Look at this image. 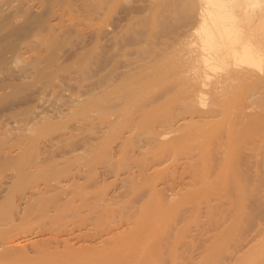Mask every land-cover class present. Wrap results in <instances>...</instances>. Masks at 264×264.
<instances>
[{
    "label": "rangeland",
    "instance_id": "rangeland-1",
    "mask_svg": "<svg viewBox=\"0 0 264 264\" xmlns=\"http://www.w3.org/2000/svg\"><path fill=\"white\" fill-rule=\"evenodd\" d=\"M173 2L182 3H177L172 12L169 10L173 7ZM191 2L194 3V0ZM171 3L172 6H169ZM236 3H243V0ZM185 5L182 0H0L1 264H112L109 260L119 256L117 254L115 257V249L121 250V256L125 258L117 257V261L118 258L122 259L118 264H129L133 260L135 264H264V92L252 96L253 92L264 90V73L256 72L257 68L254 67V73L239 74L237 66H245V61H229L226 66L227 80L233 81L227 82L224 94L219 92L214 96H217V100L222 95L223 98L225 96V101H222L223 98L219 99L220 102H225L222 103L224 107L228 100H232V103H227L230 105H226L227 112L224 109L221 116L210 121L211 119L200 116L197 108L193 111L188 107L187 110L183 100L185 97L177 94L175 85L178 84L177 88H180L183 76H174L169 79L170 82L168 79L167 82L160 80L159 83L160 78H155L146 84L144 81L148 75L142 76L141 81L138 75L140 71L135 67L141 63V56L143 59L145 55L149 56L145 58L149 60L150 67L158 70L176 63L183 56L195 55L190 52L199 42V34L195 32L197 7ZM258 5L261 9L264 8V0H251L248 7H253L256 12ZM162 10L164 13L169 11V14H162ZM247 33L253 42L264 43V17L251 22ZM223 72L226 73L225 70ZM136 78L137 81H134ZM215 79L209 75L204 81L213 82ZM124 81L127 83L124 84L125 87ZM129 81L133 83H128ZM140 83H145L144 87ZM115 92L118 93L117 96ZM207 93L203 109L209 108L213 100V94ZM181 116L186 117L190 123L185 122L181 126L182 130L179 127V131H173L175 134L171 132L170 137H161L158 142L154 133H162L164 128V131H170ZM110 121L116 122L111 128ZM200 129L204 131L202 133H207L205 137ZM225 129L227 132L229 129L232 131L229 130L228 138L233 134L230 139L225 137ZM180 132L181 136L184 133V138L179 137ZM148 133L154 134L153 139L156 141H148L151 137ZM203 137L204 142L201 140ZM167 138L172 140L168 141ZM179 139H183V142ZM140 140H143V144ZM156 142L159 144L156 145ZM226 145L230 147V151L228 149V154L223 159L225 154L222 151H227ZM227 164L229 165L226 166ZM199 176L207 178L209 182L204 179L206 183L201 182L202 185L199 183V180L202 181ZM199 184L206 186L202 189ZM151 187H160V190H151ZM168 192L175 193L171 196ZM167 196L171 198L166 199ZM163 209L166 213L169 212V216L165 214L162 217L158 214ZM151 214L156 217L158 214L156 222ZM163 218H167L165 223ZM161 224L162 232L158 228V233L157 227ZM148 225L152 229L156 226V230L152 232H157L155 236L149 234L151 231H146ZM116 231L120 232L118 236H111ZM145 236L149 241H144L145 245L142 246ZM148 236H152V240ZM20 238L34 239L30 240L34 243L20 246L21 248L15 247V250L14 247H3L7 242ZM104 238L107 240L99 241ZM258 239L260 240L257 242ZM130 240L136 246L138 242L143 247L142 253L139 251L142 257L135 255V259L132 254L128 256L127 251L136 249ZM252 243L254 247L248 252L245 250L246 254L243 255V249ZM138 249L137 246L132 253L138 252ZM110 250L114 251L112 257ZM142 254L148 258H144L145 255ZM107 255H110L109 258ZM238 255L243 256L238 259ZM125 260L127 263L122 262ZM114 262L113 264H117L116 260Z\"/></svg>",
    "mask_w": 264,
    "mask_h": 264
},
{
    "label": "bare ground",
    "instance_id": "bare-ground-1",
    "mask_svg": "<svg viewBox=\"0 0 264 264\" xmlns=\"http://www.w3.org/2000/svg\"><path fill=\"white\" fill-rule=\"evenodd\" d=\"M175 1V0H174ZM183 2L185 1V3H186V5L185 6H190V5H194L195 7H197V22H196V27H195V32H197L198 34H199V42L197 43V45L196 46H194V48H192V50L193 51H191L190 53H195V55H187V56H183L182 58H180L176 63H171V64H169V66H167V67H165L164 66V68H162V69H159L158 70V68L157 69H154V68H152V67H150V63L148 62L149 60H146V58H148L149 56H143L144 58L142 59V56H141V59H139V61H141V63L140 64H136L137 66H135L136 67V69H138L140 72L138 73V75H139V78L141 79V77L142 76H146V75H148V77L146 78L145 77V83L147 84V82L149 81V80H154L155 78H160L159 79V81H158V79H157V81H158V83L160 82V80L161 81H163V80H167L168 79V81H169V79L170 78H172V77H178V76H183V79H184V81L183 82H181L182 81V78H181V81L180 80H178L179 81V86H180V88H177L178 87V84L177 85H175L176 86V91H177V89H178V92H177V94L179 93L180 94V97L182 96L183 98V100L185 101V103H186V107H187V110H188V107L191 109L192 108V110L194 111V109L195 108H197L198 109V111H200V116H202V117H204V118H208L210 121H212V119L214 120V118H216V116H221L220 114H222V112L224 111V109L227 107V106H230L229 104H231L232 103V100H231V102L228 100V98H227V100L229 101H227V103H229L228 105H227V103H226V105H225V107L223 106V104L222 103H224L225 104V102H222V101H225L224 100V98H225V96H224V98H223V95L221 96L222 98H223V100H222V98H220L219 97V99H221L222 101L220 102L219 101V99L217 100L216 98H217V96L215 97L214 96V94L215 95H218L219 94V92H220V94L221 93H223L224 94V92H223V90L225 89V87H227V82L229 83V82H231V81H233V80H230V81H228L227 79H228V72H227V69H226V66H228V64H229V61H237V60H239V61H245V66H237V69H238V72H239V74H245V73H249V74H251V73H254V69L255 68H257V69H255V71L257 72H263L264 73V49H263V47H264V43H262V44H259V42H253L251 39L252 38H250V36H249V34L247 33V30H248V28H249V25H250V23L251 22H253V21H255V20H258V19H260V18H263L264 17V8H260V6L258 5L256 8H258V10L255 12L254 11V9H253V7H251V8H249L248 7V5L251 3V0H243V3H236L238 0H194V3H192L191 2V0H182ZM170 2H171V0H170ZM178 3V2H177ZM177 3H175V2H173V7H171V10H169V11H172L173 12V10H174V6H176L177 7V5H179V4H181L182 2H179L178 4ZM177 4V5H176ZM169 6H172V3L171 4H168ZM168 6V8H170ZM172 8H173V10H172ZM164 10H162V12H163ZM169 11L167 12V10H166V12L167 13H162V14H169ZM161 14V13H160ZM161 14V15H162ZM165 17H163V19H164ZM162 19V20H163ZM209 19V20H208ZM208 20V21H207ZM64 22V21H63ZM243 23V24H241L240 25V23ZM53 24H55V23H53ZM48 28V27H47ZM58 28V27H57ZM51 29V28H50ZM62 29V28H61ZM41 30V29H40ZM54 30V29H53ZM44 31V30H43ZM54 32V31H53ZM146 51V50H145ZM144 52V51H143ZM149 53V52H148ZM154 53V52H153ZM90 54V53H89ZM144 54V53H143ZM139 55H140V53H139ZM155 55V54H154ZM156 57H157V54L155 55ZM146 57V58H145ZM155 57V58H156ZM42 58V57H41ZM86 58V57H85ZM140 58V57H139ZM152 58V57H151ZM150 58V59H151ZM35 59V58H34ZM138 59V58H137ZM136 59V60H137ZM152 59H154V58H152ZM156 61V60H155ZM36 62V61H35ZM137 62V61H136ZM151 62H153V61H151ZM153 63H155V62H153ZM164 63V62H163ZM130 64V63H129ZM135 64V63H134ZM156 64H157V62H156ZM156 64H155V66H156ZM167 64V63H166ZM132 66H133V64H132ZM158 66H159V64H158ZM161 66V65H160ZM253 66V67H252ZM134 67V68H135ZM255 67V68H254ZM151 69H154L155 71H153V72H151ZM82 70V69H81ZM223 70H225V72L226 73H224L223 72ZM74 72V71H73ZM151 72V73H150ZM130 73V72H129ZM129 73H127V74H129ZM134 73V72H133ZM153 73V75H151ZM154 73H155V76H154ZM135 74V73H134ZM136 74H137V72H136ZM73 75V74H72ZM151 75V76H150ZM209 75L210 76H212V77H214V78H216L213 82H210V81H208L207 83L204 81V78H208L209 77ZM131 76V75H130ZM136 76V75H135ZM82 77V76H81ZM138 77V76H137ZM138 78V80L140 81V79ZM150 78V79H149ZM179 78V77H178ZM126 80H127V78H125ZM134 79H135V77H134ZM144 79V78H143ZM173 79V78H172ZM129 80V79H128ZM127 80V81H128ZM134 81H137V78H136V80H134ZM141 81H142V79H141ZM140 81V82H141ZM156 81V80H155ZM156 81V82H157ZM172 81V80H171ZM212 81V80H211ZM125 82V81H124ZM130 82H132V81H129L128 83H130ZM151 82V81H150ZM164 82V81H163ZM167 82V81H166ZM170 82V81H169ZM133 83V82H132ZM137 83V82H136ZM135 83V84H136ZM142 83V82H141ZM140 83V84H141ZM145 83H143L144 85H145ZM178 83V82H177ZM210 83V84H209ZM57 84V83H56ZM124 84H127L126 82L125 83H123V87H125L124 86ZM143 84H141L140 86H143ZM209 84V85H208ZM65 85V84H64ZM132 85V84H131ZM134 85V84H133ZM174 85V84H173ZM122 86V85H121ZM128 86H130V85H128ZM128 86H127V89H128ZM139 86V85H138ZM150 86V85H149ZM50 87V86H49ZM63 87V86H62ZM117 87V86H116ZM144 87V86H143ZM146 87H148V86H146ZM166 87V86H165ZM130 88V87H129ZM135 88V87H134ZM142 88V87H141ZM140 88V89H141ZM167 88V87H166ZM115 89V88H114ZM122 89V88H121ZM126 89V88H125ZM205 89H208V90H205ZM64 90V89H63ZM117 90H119V89H117ZM130 90L132 91L133 89H131L130 88ZM135 90V89H134ZM169 90V89H168ZM226 90V89H225ZM118 92V91H117ZM120 92H121V90H120ZM207 92H210L211 94H213V100L211 101V105H210V107L209 108H207L206 107V109H203V105L205 104L204 102H205V98H204V96L206 95V94H208ZM264 92V90H258L257 92H253L252 93V96H258L259 94H261V93H263ZM119 93V92H118ZM117 93V94H118ZM174 93V92H173ZM184 93V94H183ZM206 93V94H205ZM218 93V94H217ZM64 94V93H63ZM84 94V93H83ZM113 94V93H112ZM115 94H116V92H115ZM117 94H116V96H117ZM178 94V95H179ZM184 96H183V95ZM264 94V93H263ZM107 95H108V93H107ZM114 95V94H113ZM126 95V94H125ZM133 95H135V94H133ZM110 96V95H109ZM115 96V95H114ZM220 96V95H219ZM96 97V96H95ZM107 97V96H106ZM124 97V96H123ZM179 97V96H178ZM230 97V96H229ZM251 97V96H250ZM121 98V97H120ZM119 98V99H120ZM126 98H127V96H126ZM209 98V97H208ZM252 98V97H251ZM97 99H98V97H97ZM133 99V98H132ZM182 99H179L180 101H182ZM207 99V98H206ZM210 99H212V98H210ZM230 99V98H229ZM64 100V99H63ZM93 100H95V99H93ZM102 100V99H101ZM100 100V101H101ZM107 100V99H106ZM121 100H122V98H121ZM125 100V99H124ZM126 100H128V99H126ZM125 100V101H126ZM99 101V102H100ZM103 101V100H102ZM101 101V102H102ZM105 101V100H104ZM123 101V100H122ZM133 101V100H132ZM184 101H182V102H184ZM208 101H210V100H208ZM85 102H87L86 100H85ZM92 102V101H91ZM90 102V103H91ZM95 102V101H94ZM98 102V103H99ZM106 102V101H105ZM120 102V101H119ZM182 102H180V103H182ZM74 103V102H73ZM89 103V104H90ZM96 103V102H95ZM94 103V104H95ZM103 103V102H102ZM108 103V102H107ZM113 103V102H112ZM125 103V102H124ZM179 103V104H180ZM63 104V103H62ZM93 104V105H94ZM145 104V103H144ZM71 105H72V103H71ZM85 105H87V104H85ZM96 105V104H95ZM101 105V104H100ZM122 105H123V103H122ZM209 105V104H208ZM64 106V105H63ZM82 106V105H81ZM117 106H119V105H117ZM129 106H130V104H129ZM134 106V105H133ZM77 107V106H76ZM79 107V106H78ZM132 107V106H131ZM149 107V106H148ZM181 107V106H180ZM199 107H200V109H199ZM73 108V107H72ZM82 108V107H81ZM84 108V107H83ZM89 108V107H88ZM93 108V107H92ZM96 108V107H95ZM97 108H98V106H97ZM117 108V107H116ZM182 108H185V107H182ZM64 109V108H63ZM100 109H101V106H100ZM110 109V108H109ZM122 109V108H121ZM128 109V108H127ZM130 109V108H129ZM128 109V110H129ZM201 109H203V110H201ZM227 109H228V107H227ZM227 109H225V111L227 112ZM54 110V109H53ZM75 110V109H74ZM85 110V109H84ZM83 110V111H84ZM125 110V109H124ZM149 110V109H148ZM230 110V109H229ZM228 110V111H229ZM82 111V112H83ZM110 111V110H109ZM114 111V110H113ZM113 111L111 112V113H113ZM138 111H140L139 110V108H138ZM137 111V112H138ZM193 111H192V113H193ZM197 111V112H198ZM98 112V111H97ZM107 112V111H106ZM124 112V111H123ZM125 112H127V111H125ZM130 112H131V110H130ZM148 112V111H147ZM186 112V111H185ZM189 112H190V110H189ZM189 112H187V113H189ZM84 113H85V111H84ZM115 113V112H114ZM120 113V115H122V112L120 111L119 112ZM118 112L116 113V114H119ZM132 113V112H131ZM130 113V114H131ZM195 114H196V112H194ZM74 114V113H73ZM76 114H78V113H76ZM115 114V115H116ZM124 114V113H123ZM197 114H199V112L197 113ZM225 114V113H224ZM53 115V114H52ZM109 115V114H108ZM119 115V116H120ZM184 115V114H183ZM60 116V115H59ZM84 116V115H83ZM86 116V115H85ZM118 115H117V117H119ZM124 116H125V114H124ZM140 116V115H139ZM223 116V115H222ZM67 117V116H66ZM127 117V116H126ZM201 117V118H202ZM33 118V117H32ZM107 118V117H106ZM105 117H104V119H106ZM133 118V117H132ZM146 118V117H145ZM191 118H193V116L192 117H190L189 119H191ZM60 119V118H59ZM58 119V120H59ZM66 119V118H65ZM108 119V118H107ZM113 119V118H112ZM111 119V120H112ZM119 119V118H118ZM121 119V118H120ZM141 119V118H140ZM169 119H172V118H169ZM40 120V119H39ZM123 120V119H122ZM125 120V119H124ZM123 120V121H124ZM131 120V119H130ZM145 120V119H144ZM167 120V119H166ZM173 120V119H172ZM174 120H176V119H174ZM195 120V119H194ZM139 120H137V122H138ZM169 121V120H168ZM187 121L189 122V120L188 119H186V117H180L179 119H177V121H176V124H174V127H172L173 126V124H172V128H170V131H164V129H163V132L162 133H158L157 134V132H155L154 134H155V136H154V134L153 135H150L149 133H148V135L149 136H151V137H149L148 135H146V137L148 138L149 137V139H148V141L151 139V141H152V139H153V137H155V139L156 140H158V142L160 141V138L161 137H163V138H165L167 135L169 136V133L171 134V132H173L174 130L175 131H179V127H181V126H183V125H185L186 123H187ZM197 121V120H196ZM209 121V122H210ZM2 122V121H1ZM37 122V121H36ZM80 122V121H79ZM113 122V121H112ZM111 121H110V123L109 122H107L106 124H111L112 123ZM120 122V121H119ZM122 122V121H121ZM163 122L165 123L166 121H164L163 120ZM173 123L175 122V121H172ZM186 122V123H185ZM193 122V121H192ZM208 122V121H207ZM98 123V122H97ZM116 123V122H115ZM115 123H112L111 125H110V128H111V126L113 125V124H115ZM133 123V122H132ZM140 123V121L138 122V124ZM185 123V124H184ZM190 123V122H189ZM104 124V123H103ZM108 124V125H109ZM120 124V123H119ZM125 124V123H124ZM141 124V123H140ZM166 124V123H165ZM210 124V123H209ZM232 124V123H231ZM234 124V123H233ZM40 125V124H39ZM108 125H107V127H108ZM118 125V124H117ZM145 125V124H144ZM151 125V124H150ZM176 125V126H175ZM189 125V124H188ZM203 126H205V125H207V124H202ZM214 125V124H213ZM49 126V125H48ZM103 126H105V125H103ZM127 126V125H126ZM138 126V125H137ZM146 126V125H145ZM157 126V125H156ZM202 126V127H203ZM208 126V125H207ZM211 126V125H210ZM209 126V127H210ZM86 127V126H85ZM94 127V126H93ZM116 127H118V126H116ZM116 127H114V128H116ZM120 127V126H119ZM118 127V128H119ZM134 127H136V126H134ZM142 127H143V125H142ZM152 127V126H151ZM150 127V128H151ZM227 127V126H226ZM233 127V126H232ZM140 128V127H139ZM147 128V127H146ZM184 128V127H183ZM204 128V131L206 130L205 129V127H203ZM238 128V127H237ZM113 129V128H112ZM111 129V130H112ZM149 129V128H148ZM156 129V128H155ZM155 129H153V130H155ZM181 130H182V127L180 128ZM185 129H187V127H185ZM209 129V128H208ZM210 129H211V127H210ZM226 129H228V128H226ZM225 129V130H226ZM48 130V129H47ZM49 130H51V128L49 129ZM104 130V129H103ZM110 130V131H111ZM114 130H116V129H114ZM119 130V129H118ZM200 130H202V129H200ZM200 130H197V131H200ZM230 130V129H229ZM229 130H228V132H227V130H226V134L227 135H225V137H227L228 138V135H229ZM233 130H235V129H233ZM107 131H108V129H107ZM106 131V132H107ZM143 131H144V129H143ZM160 131V130H159ZM174 131V132H175ZM186 131H188V130H186ZM189 131H190V128H189ZM194 131V130H193ZM203 130L202 131H200V133H202V132H204ZM207 131V130H206ZM224 131V130H223ZM231 131V130H230ZM46 132V131H45ZM105 132V133H106ZM116 132V131H115ZM137 132V131H136ZM149 132V131H148ZM173 132V133H174ZM183 132V131H182ZM209 132V131H208ZM212 132H213V130H212ZM232 132V131H231ZM107 133H109V132H107ZM111 133V132H110ZM114 133V132H113ZM144 133V132H143ZM142 133V134H143ZM176 133V132H175ZM174 133V134H175ZM187 133V132H186ZM185 133V134H186ZM193 133V132H192ZM191 133V134H192ZM237 133V132H236ZM38 134V133H37ZM69 134H70V132H69ZM103 134H104V132H103ZM141 134V133H140ZM141 134V135H142ZM152 134V133H151ZM181 134V132L179 133V137L181 136L180 135ZM184 134V133H183ZM183 134H182V136H183ZM188 134V133H187ZM190 134V133H189ZM202 134H204V133H202ZM202 134H200L201 136H202ZM205 134H207V133H205ZM205 134H204V137H205ZM209 134V133H208ZM36 135V134H35ZM73 135V134H72ZM106 135H108V134H106ZM132 135V134H131ZM130 135V136H131ZM200 135H199V137H200ZM231 135V134H230ZM233 135V134H232ZM231 135V136H232ZM235 135V134H234ZM52 136V135H51ZM97 136V135H96ZM104 136V135H103ZM144 136V135H143ZM167 136V137H168ZM172 136V135H171ZM176 136V135H175ZM174 136V137H175ZM178 136V135H177ZM181 136V138H184V137H182ZM188 136V135H187ZM191 136V135H190ZM193 136V135H192ZM196 136V135H195ZM198 136V135H197ZM207 136V135H206ZM217 136V135H216ZM231 136H230V138H231ZM27 137V136H26ZM63 137V136H62ZM65 137V136H64ZM109 137V136H108ZM111 137V136H110ZM129 137V136H128ZM170 137V136H169ZM186 137V136H185ZM199 137H197V138H199ZM204 137L203 138H201V140L202 139H204ZM211 137H214V136H211ZM211 137H210V139H211ZM35 138V137H34ZM140 138V137H139ZM177 138V137H176ZM189 138V137H188ZM207 138V137H206ZM206 138H205V141H206ZM230 138H228V139H230ZM126 139V138H125ZM146 139V138H145ZM155 139H153V140H155ZM173 139H175V138H173ZM178 139V138H177ZM177 139H175V140H177ZM187 139V138H186ZM185 139V140H186ZM235 139V138H234ZM96 140H98V139H96ZM121 140V139H120ZM155 140V141H156ZM166 140H168V138L166 139ZM165 140V141H166ZM169 140H172V139H169ZM168 140V141H169ZM174 140V141H175ZM179 140H181V139H179ZM192 140V139H191ZM212 140V139H211ZM211 140H210V143H211ZM232 140V139H231ZM69 141V140H68ZM107 141V140H106ZM141 141V140H140ZM143 141V140H142ZM142 141H141V143H142ZM164 141V140H163ZM162 141V142H163ZM164 141V142H165ZM168 141H166V142H168ZM174 141H172V142H174ZM182 142H183V139L181 140ZM180 141V142H181ZM194 141V140H193ZM224 141V140H223ZM222 141V142H223ZM227 141H229V140H227ZM96 142V141H95ZM171 142V143H172ZM202 142H204L203 140H202ZM125 143V142H124ZM140 143V142H139ZM140 143V144H141ZM186 143V142H185ZM184 143V144H185ZM223 143H225V142H223ZM229 143V142H228ZM7 144H8V142H7ZM134 144H136V143H134ZM143 144V143H142ZM149 144H151V142L149 143ZM153 144V143H152ZM157 144H159V143H157L156 142V145ZM161 144V143H160ZM165 144V143H164ZM167 144V143H166ZM165 144V145H166ZM169 144V143H168ZM181 144H183V143H181ZM202 144H205V143H202ZM212 144V143H211ZM220 144V143H219ZM19 145V144H18ZM50 145V144H49ZM128 145V144H127ZM146 145V144H145ZM154 145V144H153ZM164 145V146H165ZM171 145V144H170ZM172 145H174V143H172ZM177 145H178V143H177ZM189 145V144H188ZM191 145V144H190ZM201 145V144H200ZM212 145H214V144H212ZM211 145V146H212ZM229 145H230V143H229ZM139 146V145H138ZM148 146V145H147ZM159 147H160V145H158ZM169 146V145H168ZM181 146V145H180ZM198 146H199V144H198ZM197 146V147H198ZM202 146H204V145H202ZM208 146V145H207ZM219 146H221V145H219ZM227 146V145H226ZM232 146V145H231ZM234 146V145H233ZM20 147V146H19ZM59 147V146H58ZM71 147V146H70ZM107 147V146H106ZM140 147V146H139ZM145 147V146H144ZM154 147H155V145H154ZM157 147V146H156ZM162 147V146H161ZM172 147H174V146H172ZM179 147V146H178ZM184 147V146H183ZM200 147V146H199ZM35 148V147H34ZM103 148V147H102ZM112 148V147H111ZM150 148H153V147H150ZM163 148V147H162ZM169 148V147H168ZM170 148H171V146H170ZM176 148V147H175ZM175 148H173V149H175ZM181 148V147H180ZM202 148V147H201ZM213 148V147H212ZM224 148H226V147H224ZM142 149V148H141ZM154 149V148H153ZM178 148H176V150H177ZM187 149V148H186ZM189 149V148H188ZM187 149V150H188ZM190 149H191V147H190ZM193 149V148H192ZM197 149H199V148H197ZM207 149V148H206ZM217 149V148H216ZM221 149H222V147H221ZM220 149V150H221ZM228 149H229V151H230V147H228L227 146V151H222L225 155H224V158L223 159H225V157H226V155L228 154L227 152H228ZM18 150H20L19 148H18ZM118 150V149H117ZM128 150V149H127ZM155 150V149H154ZM162 150V149H161ZM160 150V151H161ZM175 150V151H176ZM183 151H184V148L182 149ZM201 150V149H200ZM202 150H204V148H202ZM209 150V149H208ZM219 150V149H218ZM219 150V151H220ZM223 150V149H222ZM232 150V149H231ZM36 151V150H35ZM151 151V150H150ZM164 151V150H163ZM173 151V150H172ZM191 151V150H190ZM194 151H196V150H194ZM193 151V152H194ZM198 151V150H197ZM214 151V150H213ZM15 152V151H14ZM17 152V151H16ZM58 152H60V151H58ZM108 152V151H107ZM110 152V151H109ZM140 152V151H139ZM152 152V151H151ZM165 152H166V150H165ZM165 152H163V155H164V153ZM186 152V151H185ZM192 152V151H191ZM202 152H204V151H202ZM208 153H209V151H207ZM9 153H10V151H9ZM158 153H159V151H158ZM174 153V152H173ZM177 153H179V152H177ZM187 153V152H186ZM189 153V152H188ZM208 153H207V155H208ZM222 153V154H223ZM227 153V154H226ZM5 154H6V152H5ZM92 154V153H91ZM144 154V153H143ZM154 154V153H153ZM168 154H170V153H168ZM190 154H192V153H190ZM197 154V153H196ZM221 154V153H220ZM30 155V154H29ZM33 155V154H32ZM36 155V154H35ZM93 155V154H92ZM155 155V154H154ZM158 155V154H157ZM166 156H167V153L165 154ZM177 155V154H176ZM183 155V154H182ZM203 155V154H202ZM210 155V154H209ZM217 155V154H216ZM12 156V155H11ZM107 156V155H106ZM143 156V155H142ZM181 156V155H180ZM186 156H188V154L186 155ZM192 156V155H191ZM198 156V155H197ZM220 156V155H219ZM230 156V155H229ZM36 157V156H35ZM38 157V156H37ZM62 157H64V156H62ZM72 157V156H71ZM168 157V156H167ZM184 157V156H183ZM203 157H205V155L203 156ZM202 157V158H203ZM73 158V157H72ZM81 158V157H80ZM190 158H192V157H190ZM9 159V158H8ZM21 159V158H20ZM195 159V158H194ZM193 159V160H194ZM229 159H231V158H229ZM83 160V159H82ZM126 160V159H125ZM152 160V159H151ZM153 160H157V159H153ZM177 160H178V158H177ZM187 160V159H186ZM186 160H184V161H186ZM190 160V159H189ZM219 160V159H218ZM7 161H9V160H7ZM163 161V160H162ZM205 161V160H204ZM224 161V160H223ZM230 161V160H229ZM18 162V161H17ZM20 162V161H19ZM54 162V161H53ZM151 162V161H150ZM159 162V161H158ZM188 162V161H187ZM191 162V161H190ZM228 162V161H227ZM226 162V163H227ZM234 162V161H233ZM55 163V162H54ZM146 163V162H145ZM162 163V165H163V162H161ZM178 163V162H177ZM183 163V162H182ZM189 163V162H188ZM218 163V162H217ZM223 163V162H222ZM225 163V162H224ZM40 164V163H39ZM47 164V163H46ZM102 164V163H101ZM164 164H166V163H164ZM191 164H192V162H191ZM220 164V166H221V163H219ZM218 164V165H219ZM232 164V163H231ZM42 165V164H41ZM149 165V164H148ZM156 165V164H155ZM155 165H154V167H155ZM161 165V166H162ZM185 165V164H184ZM229 164H227L226 166H228ZM47 166V165H46ZM109 166V165H108ZM16 167V166H15ZM21 167V166H20ZM43 167V166H42ZM199 167H200V165H199ZM202 167V166H201ZM204 167V166H203ZM212 167H214V166H212ZM216 167V166H215ZM218 167V166H217ZM152 168V167H151ZM174 168V167H173ZM219 168V167H218ZM228 168V167H227ZM233 168V167H232ZM15 169V168H14ZM29 169V168H28ZM76 169V168H75ZM112 169V168H111ZM176 169V168H175ZM230 169V168H229ZM235 169V168H234ZM39 170V169H38ZM86 170V169H85ZM102 170V169H101ZM187 170V169H186ZM195 170H197V169H195ZM218 170V169H217ZM224 170V169H223ZM13 171V170H12ZM16 171V170H15ZM34 171V170H33ZM50 171V170H49ZM54 171V170H53ZM64 171V170H63ZM94 171V170H93ZM106 171V170H105ZM121 171V170H120ZM119 171V172H120ZM125 171V170H124ZM222 171V170H221ZM230 171V170H229ZM78 172V171H77ZM96 172V171H95ZM139 172V171H138ZM165 172V171H164ZM204 172V171H203ZM206 172V171H205ZM215 172V171H214ZM220 172V171H219ZM225 172V171H224ZM230 172H232V171H230ZM121 173V172H120ZM147 173V172H146ZM155 173V172H154ZM163 173V172H162ZM192 173V172H191ZM195 173H197V172H195ZM200 173H202V172H200ZM217 173H218V171H217ZM234 173V172H233ZM16 174V173H15ZM20 174V173H19ZM29 174V173H28ZM39 174V173H38ZM73 174V173H72ZM83 174V173H82ZM142 174V173H141ZM177 174V173H176ZM203 174V173H202ZM201 174V175H202ZM206 174H207V172H206ZM226 174H227V172H226ZM225 174V175H226ZM235 174V173H234ZM69 175V174H68ZM113 175V174H112ZM144 175V174H143ZM142 175V176H143ZM200 175V174H199ZM225 175H223V176H225ZM230 175V174H229ZM232 175V174H231ZM2 176V175H1ZM19 176V175H18ZM31 176V175H30ZM70 176V175H69ZM81 176V175H80ZM118 176V175H117ZM127 176V175H126ZM164 176V175H163ZM176 176V175H175ZM205 177H206V175H204ZM211 176V175H210ZM212 176H215V175H213L212 174ZM222 176V175H221ZM7 177V176H6ZM104 177V176H103ZM128 177V176H127ZM135 177V176H134ZM161 177V176H160ZM169 177V176H168ZM200 177V176H199ZM203 177V176H202ZM11 178V177H10ZM36 178V177H35ZM122 177H120V179H121ZM130 178V177H129ZM201 178V177H200ZM213 178V177H212ZM223 178L224 177H222V181H224L223 180ZM20 179V178H19ZM124 179V178H123ZM126 179V178H125ZM131 179V178H130ZM146 179V178H145ZM151 179H154V178H151ZM188 179V178H187ZM202 179V181L201 180H199V181H197V182H199V183H206V182H209V181H207L206 179L207 178H201ZM206 180V182L205 181H203V180ZM15 180H17V179H15ZM25 180V179H24ZM23 180V181H24ZM163 180V179H162ZM190 180V179H189ZM198 180V179H197ZM218 180H220V179H218ZM232 180H234V179H232ZM1 181V180H0ZM115 181V180H114ZM121 181H123V180H121ZM127 181H129V180H127ZM140 181V180H139ZM183 181V180H182ZM191 181V183H194V182H192V180H190ZM194 181H195V179H194ZM212 181V180H211ZM211 181H210V183H211ZM14 182V181H13ZM196 182V183H197ZM219 182H221V181H219ZM225 182V181H224ZM224 182H223V185H224ZM69 183V182H68ZM133 183V182H132ZM142 183V182H141ZM154 183V182H153ZM201 183V184H202ZM217 183V182H216ZM236 183V182H235ZM71 184V183H70ZM86 184V183H85ZM137 184V183H136ZM157 184V183H156ZM163 184V183H162ZM165 184V183H164ZM187 184V183H186ZM198 184V183H197ZM209 184V183H208ZM207 184V185H208ZM238 184H240V183H238ZM6 185V184H5ZM12 185V184H11ZM38 185V184H37ZM36 185V186H37ZM115 185V184H114ZM127 185V184H126ZM129 185V184H128ZM148 185V184H147ZM178 185V184H177ZM200 185V184H199ZM203 185V184H202ZM235 185V184H234ZM43 186V185H42ZM81 186V185H80ZM125 186V185H124ZM141 186V185H140ZM206 186V185H205ZM205 186H203V187H205ZM209 186H210V184H209ZM208 186V187H209ZM13 187V186H12ZM63 187V186H62ZM68 187V186H67ZM126 187V186H125ZM129 187V186H128ZM150 187V186H149ZM154 187H155V185H154ZM174 187V186H173ZM200 187H202L201 185H200ZM203 187H202V189H203ZM227 187V186H226ZM37 188V187H36ZM152 188L153 187H151V190H152ZM160 187H158V189H159ZM189 188V187H188ZM212 188V187H211ZM221 188V187H220ZM219 188V189H220ZM231 188V187H230ZM237 188V187H236ZM6 189V188H5ZM123 189V188H122ZM126 189H128V188H126ZM134 189H136V188H134ZM155 191L156 190H158L157 188L155 189V188H153ZM162 189V188H161ZM165 189V188H164ZM204 189H206V188H204ZM208 189V188H207ZM214 189V188H213ZM227 189V188H226ZM239 189V188H238ZM30 190V189H29ZM64 190V189H63ZM84 190V189H83ZM87 190V189H86ZM91 190V189H90ZM160 190V189H159ZM179 190V189H178ZM196 190V189H195ZM237 190V189H236ZM39 191V190H38ZM119 191V190H118ZM129 191V190H128ZM184 191V190H183ZM232 191V190H231ZM238 191V190H237ZM101 192V191H100ZM152 192V191H151ZM154 192V191H153ZM180 192V191H179ZM197 192V191H196ZM205 192V191H204ZM203 192V193H204ZM206 192H207V190H206ZM212 192V191H211ZM219 192V191H218ZM225 192V191H224ZM228 192V191H227ZM91 193V192H90ZM145 193V192H144ZM150 193V192H149ZM155 193V192H154ZM161 193V192H160ZM169 194H171V196H173L174 195V193L172 194V192L170 193V192H168ZM191 193V192H190ZM208 193V192H207ZM240 193V192H239ZM238 193V194H239ZM79 194V193H78ZM104 194V193H103ZM123 194V193H122ZM156 194V193H155ZM177 194V193H176ZM192 194V193H191ZM219 194V193H218ZM126 195V194H125ZM147 195V194H146ZM167 195V194H166ZM204 195V194H203ZM214 195V194H213ZM70 196V195H69ZM105 196V195H104ZM187 196V195H186ZM233 196V195H232ZM102 197V196H101ZM134 197V196H133ZM168 197V196H167ZM166 197V199H170L169 197L167 198ZM176 196H174V198H175ZM182 197V196H181ZM188 197V196H187ZM212 197V196H211ZM230 197V196H229ZM235 197V196H234ZM237 197V196H236ZM131 198V197H130ZM158 198V197H157ZM162 198H163V196H162ZM165 198V197H164ZM194 198V197H193ZM210 198V197H209ZM208 198V199H209ZM160 199H161V197H160ZM211 199V198H210ZM233 199V198H232ZM231 199V200H232ZM35 200V199H34ZM150 200V199H149ZM173 200V199H172ZM177 200H179V199H177ZM197 200V199H196ZM95 201V200H94ZM163 201H164V199H163ZM163 201H162V203H163ZM166 201V200H165ZM164 201V202H165ZM168 201V200H167ZM174 201V200H173ZM172 201V202H173ZM182 201V200H181ZM180 201V202H181ZM185 201V200H184ZM198 201V200H197ZM203 201V200H202ZM209 201V200H208ZM215 201H217V200H215ZM171 202V203H172ZM187 202V201H186ZM192 202V201H191ZM196 202V201H195ZM124 203V202H123ZM129 203V202H128ZM175 203V202H174ZM179 203V202H178ZM207 203V202H206ZM210 203V202H209ZM94 204V203H93ZM147 204V203H146ZM153 204V203H152ZM173 204V203H172ZM196 204V203H195ZM200 204V203H199ZM205 204V203H204ZM208 204V203H207ZM65 205V204H64ZM157 205H159V202H158V204ZM161 205V204H160ZM176 206H177V204H175ZM197 205V204H196ZM209 205V204H208ZM207 205V206H208ZM44 206V205H43ZM162 206V205H161ZM164 206H166V204L164 205ZM169 205H167V207H168ZM173 206V205H172ZM179 206H180V203H179ZM206 206V207H207ZM210 206V205H209ZM208 206V207H209ZM118 207V206H117ZM145 207V206H144ZM149 207H152V206H149ZM154 207V206H153ZM156 207V206H155ZM154 207V208H155ZM163 207V206H162ZM196 207V206H195ZM197 207H200V205L199 206H197ZM211 207V206H210ZM86 208V207H85ZM107 208V207H106ZM143 208V207H142ZM146 208V207H145ZM153 208V210L155 211V209ZM164 209H165V207H163ZM241 208V207H240ZM239 208V210L241 211V209ZM105 209V208H104ZM122 209V208H121ZM127 209V208H126ZM150 209V208H149ZM157 209H159V208H157ZM164 209L162 210V211H164ZM170 209V208H169ZM196 209H198V208H196ZM195 209V210H196ZM208 209V208H207ZM237 209V208H236ZM235 209V210H236ZM68 210V209H67ZM141 210V209H140ZM171 210V209H170ZM202 210V209H201ZM60 211V210H59ZM65 211H66V209H65ZM149 211V210H148ZM153 211V212H154ZM157 211H160V210H157ZM157 211H156V213H157ZM162 211H161V213H158V214H160V216H165V214H169V212H167L166 213V211H164L163 213H162ZM168 211V210H167ZM181 211V210H180ZM240 211H239V214H240ZM34 212V211H33ZM86 212V211H85ZM173 212V211H172ZM176 212V211H175ZM26 213V212H25ZM69 213V212H68ZM140 213V212H139ZM146 213V212H145ZM149 213V212H148ZM150 213H152V212H150ZM155 213V212H154ZM155 213V214H156ZM171 213V212H170ZM178 213V212H177ZM238 212H236L235 214H237ZM65 214V213H64ZM141 214V213H140ZM143 214V213H142ZM155 214H151V216L153 215V217L154 218H156V219H154V222H156V220H158V214H157V217L155 216ZM179 214V213H178ZM102 215V214H101ZM107 215V214H106ZM144 215V214H143ZM146 215V214H145ZM166 215V217H168ZM171 215V214H170ZM195 215V214H194ZM198 215V214H197ZM238 215V214H237ZM147 216H148V214H147ZM183 216V215H182ZM224 216V215H223ZM141 217V216H140ZM144 217V216H143ZM146 217V216H145ZM150 217V216H149ZM201 217V216H200ZM74 218V217H73ZM142 218V217H141ZM152 218V217H151ZM159 218H161V217H159ZM178 218V217H177ZM212 218V217H211ZM45 219V218H44ZM79 219V218H78ZM101 219H102V217H101ZM121 219V218H120ZM120 219H119V221H120ZM148 219V218H147ZM146 219V220H147ZM162 219V218H161ZM164 220H163V222L167 219V218H163ZM168 219H170V217H168ZM47 220V219H46ZM144 220V219H143ZM10 221V220H9ZM82 221V220H81ZM80 221V222H81ZM136 221V220H135ZM145 221V220H144ZM144 221H142V222H144ZM148 221V220H147ZM181 221V220H180ZM22 222V221H21ZM26 222V221H25ZM38 222H40V221H38ZM46 222V221H45ZM61 222V221H60ZM137 222V221H136ZM149 222V221H148ZM187 222V221H186ZM185 222V223H186ZM190 222V221H189ZM198 222V221H197ZM222 222V221H221ZM9 223V222H8ZM27 223H29L28 221H27ZM76 223V222H75ZM100 223V222H99ZM132 223H133V221H132ZM131 223V224H132ZM138 223V222H137ZM158 223H160V222H158ZM165 223V222H164ZM163 223V224H164ZM177 223V222H176ZM202 223V222H201ZM39 224V223H38ZM59 224V223H58ZM73 224V223H72ZM77 224V223H76ZM142 224V223H141ZM149 224V223H148ZM152 224V223H151ZM212 224V223H211ZM129 225V224H128ZM157 226H159V224H156ZM218 225V224H217ZM225 225V224H224ZM230 225V224H229ZM228 225V226H229ZM4 226V225H3ZM25 226V225H24ZM76 226V225H75ZM92 226V225H91ZM150 225H148V227H149ZM165 226V225H164ZM186 226V225H185ZM189 226V225H188ZM220 226V225H219ZM226 226V225H225ZM238 226H239V224H238ZM264 226V225H263ZM17 227V226H16ZM54 227V226H53ZM126 227V226H125ZM131 227V226H130ZM140 227V226H139ZM147 227V228H148ZM151 227H152V225H151ZM156 226H154V228L152 229V228H146L147 230V232L149 231H151L149 234L150 235H152L153 233V230L155 229L156 230V228H155ZM161 227H162V224H161V226L160 227H157V231H158V228H160V231L162 232V230H161ZM187 227V226H186ZM27 228V227H26ZM33 228V227H32ZM102 228V227H101ZM135 228V227H134ZM163 228V227H162ZM202 228V227H201ZM39 229V228H38ZM59 229V228H58ZM120 229H121V227H120ZM125 230H126V228H124ZM151 229V230H150ZM176 229V228H175ZM178 229H180V228H178ZM11 230V229H10ZM80 230V229H79ZM118 230V229H117ZM138 230V229H137ZM140 230V229H139ZM142 230V229H141ZM66 231V230H65ZM113 231V230H112ZM122 231H123V228H122V230H121V233H122ZM134 231V230H133ZM183 231V230H182ZM6 232V231H5ZM4 232V233H5ZM91 232V231H90ZM110 233H111V231H109ZM165 232V231H164ZM202 232V231H201ZM3 233V234H4ZM15 233V232H14ZM31 233V232H30ZM113 233V232H112ZM118 233H120L119 231L117 232L116 231V233H113V235L111 234V236H118ZM124 233V232H123ZM134 233V232H133ZM157 232L155 231V234H156ZM158 233H159V231H158ZM229 233V232H228ZM29 234V233H28ZM146 234V233H145ZM155 234H153V236H155ZM180 234V233H179ZM11 235V234H10ZM132 235V234H131ZM136 235V234H135ZM225 235V234H224ZM260 235V234H259ZM18 236V235H17ZM74 236H77V235H74ZM80 236V235H79ZM140 236H142V235H140ZM143 236H144V234H143ZM231 236H233V235H231ZM262 236V235H261ZM48 237H50V236H48ZM63 237V236H62ZM134 237H136V236H134ZM138 237V236H137ZM150 236H148V238H149ZM152 237V236H151ZM151 237H150V240H152L151 239ZM236 237V236H235ZM12 238V237H11ZM15 238V237H14ZM101 238H103V237H101ZM107 238L109 239V237L107 236ZM132 238V237H131ZM145 239L147 238L146 236L144 237ZM156 238V237H155ZM259 238V237H258ZM65 239H66V237H65ZM69 239V238H68ZM106 238H104V239H101V240H99L100 242L102 241H106L105 240ZM112 239V238H111ZM110 239V240H111ZM114 239V238H113ZM121 239V238H120ZM133 239V238H132ZM220 239V238H219ZM31 238H24V239H22L21 240V238H20V240H12V241H10V242H7L5 245H3V247H5V248H13L14 247V250H15V247H17V248H19L20 246L22 247V246H27V244H30L31 243V241L32 240H34V239H32L31 241ZM64 240V239H63ZM148 239H146V240H140L142 243H141V245L143 246V245H145L144 244V241H147ZM158 240V239H157ZM175 240V239H174ZM178 240H179V238H178ZM216 240V239H215ZM260 239H258V240H256L257 242L259 241ZM9 241V240H8ZM149 241V240H148ZM47 242V241H46ZM64 243L66 242V241H63ZM115 242V241H114ZM129 242H132V244H133V247H134V241H129ZM208 242V241H207ZM221 241H219V243H220ZM254 242H255V240H254ZM33 243L34 242H32L31 243V245H33ZM135 243H136V241H135ZM146 243V242H145ZM155 243V242H154ZM179 243V242H178ZM187 243H188V241H187ZM224 243H225V241H224ZM4 244V243H3ZM38 244V243H37ZM79 244V243H78ZM107 244H109V243H107ZM124 244V243H123ZM128 244H130V243H128ZM149 244V243H148ZM158 244V243H157ZM222 244V243H221ZM253 244L254 243H252L250 246H248L247 248H245V249H243L244 250V252H242V254L244 255V254H246V251L248 252V250L250 249V248H252V247H254L253 246ZM30 245V246H31ZM46 245V244H45ZM65 245V244H64ZM67 245V244H66ZM97 245V244H96ZM102 245V244H101ZM171 245V244H170ZM195 245V244H194ZM193 245V246H194ZM19 246V247H18ZM69 246V245H68ZM79 246H81V245H79ZM83 246V245H82ZM116 246H117V244H116ZM137 246L139 247V249H138V252L139 251H141V253H142V246H140L139 244H138V242H137ZM137 246L135 245V247H136V249H137ZM173 246V245H172ZM175 246V245H174ZM179 246V245H178ZM201 246V245H200ZM217 246V245H216ZM220 246H222V245H220ZM243 246V245H242ZM20 247V248H21ZM73 247V246H72ZM85 247V246H84ZM118 247V246H117ZM148 247V246H147ZM153 247V246H152ZM166 247V246H165ZM168 247V246H167ZM203 247V246H202ZM2 248V247H1ZM24 248V247H23ZM38 248V247H37ZM44 248H46L47 249V247H44ZM105 248V247H104ZM109 248V247H108ZM114 248V247H113ZM119 248V247H118ZM121 248V247H120ZM123 248V247H122ZM156 248V247H155ZM170 248V247H169ZM177 248V247H176ZM184 248V247H183ZM215 248V247H214ZM3 249V248H2ZM74 249V248H73ZM76 249V248H75ZM85 249V248H84ZM99 249H101V248H99ZM98 249V250H99ZM133 249V248H132ZM131 248H130V250H132ZM136 249H133L132 251H134V250H136ZM141 249V250H140ZM209 249V248H208ZM217 249V248H216ZM223 249V248H222ZM4 250H6V249H4ZM20 250V249H19ZM103 250V249H102ZM179 250V249H178ZM211 250V249H210ZM219 250V249H218ZM233 250V249H232ZM246 250V251H245ZM49 251V250H48ZM54 251H55V249H54ZM80 251V250H79ZM82 251V250H81ZM121 250H117V249H115V257L117 256V254H119V256H121V252H120ZM132 251H127V253H128V256H130L131 254H132V256H134L135 257V255H139L140 256V252L138 253V252H133L132 253ZM151 251V250H150ZM184 251V250H183ZM47 252V251H46ZM109 252V251H108ZM110 254H111V256L110 255H107L108 256V258H109V256L110 257H112V256H114L112 253H114V251H111L110 250ZM117 252V253H116ZM119 252V253H118ZM145 253H146V250L144 251ZM174 252H175V250H174ZM204 252V251H203ZM10 253V252H9ZM136 253V254H135ZM138 253V254H137ZM155 253V252H154ZM219 253V252H218ZM263 253V252H262ZM38 254H40V253H38ZM58 254V253H57ZM96 254V253H95ZM102 254V253H101ZM130 254V255H129ZM146 254H148V253H146ZM160 254V253H159ZM173 254V253H172ZM208 254V253H207ZM220 254V253H219ZM222 254V253H221ZM260 254V253H259ZM16 255V254H15ZM37 255V254H36ZM143 255V254H142ZM145 255V254H144ZM143 255V256H144ZM152 255V254H151ZM150 255V256H151ZM169 255V254H168ZM206 255V254H205ZM209 255V254H208ZM243 255H238L239 256V258L238 259H240V258H242L241 256H243ZM61 256V255H60ZM59 256V257H60ZM87 256V255H86ZM88 256H89V254H88ZM119 256H117V257H119ZM125 256V255H124ZM131 256V257H132ZM138 256V257H139ZM147 255H145V257L144 258H148V257H146ZM171 256V255H170ZM204 256V255H203ZM215 256V255H214ZM26 257V256H25ZM24 257V258H25ZM32 257V256H31ZM39 257V256H38ZM76 257V256H75ZM91 257V256H90ZM114 257V258H115ZM116 257V258H117ZM140 257H142V256H140ZM139 257V258H140ZM155 257V256H154ZM206 257V256H205ZM205 257H204V259H205ZM13 258V257H12ZM15 258V257H14ZM28 258H29V256H28ZM42 258V257H41ZM104 258V257H103ZM111 259V260H109V261H112V264H113V262L116 260V263L118 264L119 262L121 263V261L120 260H122V259H125V258H122V256H121V258L122 259H119L118 258V261H117V259ZM128 258H130V257H128ZM138 258V259H139ZM152 258H153V256H152ZM213 258V257H212ZM65 259V258H64ZM95 259V258H94ZM105 259V258H104ZM103 259V260H104ZM107 259V258H106ZM105 259V260H106ZM131 259V258H130ZM129 259V260H130ZM134 258H132L131 260H133ZM135 259H137V256L135 257ZM143 259V258H142ZM141 259V260H142ZM151 259V258H150ZM13 260V259H12ZM66 260V259H65ZM74 260V259H73ZM140 260V261H141ZM145 260V259H144ZM171 260V259H170ZM263 260V259H262ZM261 260V261H262ZM25 261V260H24ZM42 261V260H41ZM94 261V260H93ZM139 261V260H138ZM150 261V260H149ZM152 261V260H151ZM175 261V260H174ZM202 260H200V262H201ZM213 261H216V260H213ZM226 261V260H225ZM4 262V261H3ZM63 262V261H62ZM103 262V261H102ZM108 262V261H107ZM122 262H126V260L125 261H122ZM132 264H135L136 262H135V260H133V261H130ZM133 262H135V263H133ZM158 262V261H157ZM27 263V262H26ZM41 263V262H40ZM50 263V262H49ZM67 263V262H66ZM66 263H64V264H66ZM71 263V262H70ZM72 263H74V262H72ZM100 263V262H99ZM105 263V262H104ZM115 263V262H114ZM127 263V262H126ZM131 263H129V264H131ZM144 264H145V262H143ZM152 263V262H151ZM188 263V262H187ZM261 263V262H260ZM1 264V263H0ZM9 264V263H8ZM44 264V263H43ZM108 264V263H107ZM123 264V263H122ZM128 264V263H127ZM138 264V263H137ZM139 264H141V262L139 263ZM147 264V263H146ZM168 264V263H167ZM199 264H201V263H199ZM209 264V263H208ZM236 264V263H235Z\"/></svg>",
    "mask_w": 264,
    "mask_h": 264
}]
</instances>
